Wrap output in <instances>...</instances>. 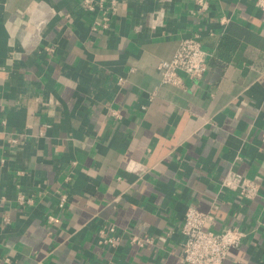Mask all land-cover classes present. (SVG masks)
I'll return each mask as SVG.
<instances>
[{"label":"crops","instance_id":"0c3cea01","mask_svg":"<svg viewBox=\"0 0 264 264\" xmlns=\"http://www.w3.org/2000/svg\"><path fill=\"white\" fill-rule=\"evenodd\" d=\"M81 2L0 0V264H183L188 206L246 232L222 264H264V11L117 0L93 31ZM193 34L212 53L205 73L162 84L159 63ZM229 169L259 196L223 189ZM106 222L152 242L99 247Z\"/></svg>","mask_w":264,"mask_h":264},{"label":"built area","instance_id":"2783aa9c","mask_svg":"<svg viewBox=\"0 0 264 264\" xmlns=\"http://www.w3.org/2000/svg\"><path fill=\"white\" fill-rule=\"evenodd\" d=\"M83 8L95 17L91 23L93 31L107 29L109 27L110 16L118 9L117 0H82ZM196 11L198 13L208 10V0H195ZM255 5L264 11V0H255ZM222 18L221 22H226ZM53 52L54 47L47 48ZM212 55L200 41V34H193L182 37L178 40L177 48L168 60H163L158 65L160 81L162 84L171 86H182V74L191 78H200L206 71L208 59ZM123 80L120 78L119 83ZM114 115H117L114 113ZM17 138H12L11 142L16 143ZM142 170V167L134 170ZM223 189L235 192L240 199L253 200L259 196L261 184L257 181L242 175L240 172L229 169L221 181ZM66 195L62 194L59 199V208H64ZM16 201L20 206L31 203V199L19 191ZM53 220L52 215H47V221ZM212 216L209 212L202 211L193 206H188L184 212L180 232L182 240L180 243L181 261L183 264H222L230 249L239 247L246 236V232L237 226L224 227L220 230H213ZM260 225L264 228V217L261 218ZM131 245L143 247L152 242L150 236H139L127 234L123 228H118L112 223L101 224L96 231L97 246L116 250L123 241ZM95 264H107L106 262Z\"/></svg>","mask_w":264,"mask_h":264}]
</instances>
